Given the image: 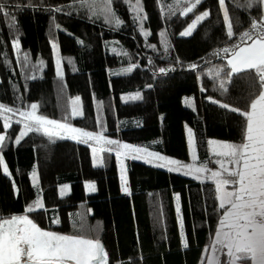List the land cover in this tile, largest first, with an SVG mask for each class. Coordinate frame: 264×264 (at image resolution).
I'll return each mask as SVG.
<instances>
[{
	"label": "trees",
	"instance_id": "1",
	"mask_svg": "<svg viewBox=\"0 0 264 264\" xmlns=\"http://www.w3.org/2000/svg\"><path fill=\"white\" fill-rule=\"evenodd\" d=\"M0 3L7 5L8 13L0 15V103L21 110L37 103L38 115L63 121L71 100L79 96L83 117L70 119L73 126L99 132V119L106 137L180 161L189 158L186 124L200 162L210 158V139L242 142L246 121L230 109L250 111L264 90V65L234 70L229 56H220L218 49L260 18L261 8H248L249 0H225L233 19L231 40L218 0H202L186 15L182 13L194 0H140L147 37L130 10L135 0H112L110 6L106 0H94L91 8L81 7L80 0H27L30 7L25 0ZM109 10L123 22L119 28L104 22ZM205 10L210 16L192 35L181 37L179 33ZM13 17L15 28L10 30ZM14 41L19 42L15 49ZM53 43L60 51L62 77L56 75ZM192 64L197 65L195 71L190 70ZM162 67L175 70L160 73ZM127 68L133 70L124 72ZM137 92L141 99L123 101ZM185 97L193 98L194 109L184 105ZM21 128L12 123L6 129L0 118V135L6 138L2 155L11 174L0 171V217L26 214L42 230L99 239L108 264L207 260L203 250H210L224 211L214 198L213 182L200 183L127 159L126 194L113 153L93 154L91 147L73 140L51 143L37 133H29L17 146L14 140ZM94 155L102 164L94 166ZM33 173L38 178L35 187ZM88 184H94L95 191ZM37 198L44 207L28 212ZM228 259L223 255L221 264Z\"/></svg>",
	"mask_w": 264,
	"mask_h": 264
},
{
	"label": "snow or ice",
	"instance_id": "2",
	"mask_svg": "<svg viewBox=\"0 0 264 264\" xmlns=\"http://www.w3.org/2000/svg\"><path fill=\"white\" fill-rule=\"evenodd\" d=\"M125 3L131 4V0H124ZM202 0H194V3L186 9V15L193 11ZM81 7L88 5L91 8L94 0H80ZM107 5H111L112 0H106ZM219 6L223 5V21L227 17L228 25L231 30L226 31L229 40L235 35L233 31V19L229 15L228 9L225 7V0H218ZM27 6H31L25 0ZM261 8L260 18L252 19L250 24L251 31L264 28V0H249L248 8L252 6ZM19 8L20 5H15ZM7 5L0 3V15L7 16ZM54 11H62L60 8H54ZM136 13V20L139 23L140 33L147 37L149 32L144 30L143 19L139 13L140 0H135V6L130 8ZM93 15L96 12L93 10ZM210 16L208 10L197 15L195 19L184 29L179 35L181 37H189L193 30L197 28L199 22L204 21ZM106 24H114L119 28L123 23L115 17V13L108 11L105 13ZM15 28V20L9 24V29ZM245 30L240 34L242 36L250 35ZM255 39V37H253ZM18 41L13 42V48L18 47ZM155 49V45H151ZM53 51H57V45L52 44ZM167 51V48H165ZM225 52L229 49L225 48ZM19 63V61H18ZM43 65V61L40 62ZM28 60L25 57L24 67L27 68ZM196 64L190 66V70L195 71ZM132 68H127V72H131ZM175 69L160 68V73L166 71H174ZM56 75L62 77L60 61H56ZM35 79V77H31ZM149 87H151L149 85ZM203 92L204 89L201 88ZM141 94L137 92L132 96L122 97L125 102L128 100H139ZM213 103L217 104L215 99L208 97ZM81 98L77 96L71 100V111L63 117V121L51 119L45 115H38L37 103H31L25 109L8 107L0 103V113L18 114L21 119L16 120V124H21L22 128L15 137V145H20L22 138L29 133H37L46 137L51 143L57 140H73L79 144H85L92 148L93 154L102 151L115 152L117 158H138L140 154L146 155L149 159L146 162L155 161L156 167H167L169 172L184 170V175L191 176L200 183L205 182L204 173L209 172L208 163L202 162L197 165L196 155L194 152L195 144L192 130L188 129V146L192 154V163H182L177 159H169L158 152L149 151L147 148L134 146L128 143H121L118 140L109 139L102 135V126L100 120L97 119L96 126L101 131H87L80 127L73 126L69 122L72 118L83 117L80 107ZM191 104V101H189ZM222 109H229V105L219 104ZM232 112H238L244 117L246 124L242 130V142L240 143H219L215 140L208 141L210 154L214 157H226L215 161L228 176L233 179L221 178L220 172L211 171L208 177L215 184L214 198L219 201V209L224 210L222 218L219 220V226L215 232V240L211 246V252L205 248L203 252L207 255V260H201V264H221L219 257L226 249V256L229 258L227 264H237L238 261H251V264H264V109H254L250 106V111H242L235 107L230 109ZM5 127H10L9 118L5 117ZM5 135H0V171L5 176H10V170L2 155L5 144ZM92 142V143H90ZM95 145H99V148ZM113 146L105 148V146ZM231 164L234 167L228 169L225 164ZM94 166L102 164V160L94 155ZM34 181H37V174H32ZM121 185L124 193H129L127 182L124 179V166L121 163ZM227 185H233L231 191L227 190ZM86 187L90 191H95L94 184H88ZM63 191V190H62ZM176 212L180 220V226L183 227L181 216V208L179 204L180 197H176ZM44 205L40 198H37L34 204L28 208V212L34 209L43 208ZM91 211V210H89ZM183 235V234H182ZM188 246L187 240H184V247ZM0 264H107V254L99 239L88 238L84 235L58 234L54 231L42 230L28 215H12L10 218L0 217Z\"/></svg>",
	"mask_w": 264,
	"mask_h": 264
},
{
	"label": "rangeland",
	"instance_id": "3",
	"mask_svg": "<svg viewBox=\"0 0 264 264\" xmlns=\"http://www.w3.org/2000/svg\"><path fill=\"white\" fill-rule=\"evenodd\" d=\"M264 40V38L263 39H257V40H254L255 42H259V41H263ZM254 41H252V42H254ZM252 42H250V43H248V44H244V45H241V46H239L230 56H229V58H231L233 55H235V53L237 52V51H239L238 53L239 54H242L245 50V48L243 49V47H248L249 46V44H251ZM242 49H243V51H242ZM54 57H55V61H57V60H59L60 61V51H59V48H58V46H57V51L56 52H54ZM241 62V61H240ZM240 62H238V63H240ZM264 62V61H263ZM232 65H233V67L234 68H239V69H244V68H247V67H241V65H240V67H238L237 65H234L233 63H231ZM262 64H264V63H262ZM243 66V65H242ZM249 68L252 66L250 63H249ZM60 67H61V72H62V66H61V63H60ZM124 72H127V71H124ZM118 74V73H117ZM125 97V96H124ZM76 98V97H75ZM74 98V99H75ZM124 102H125V100H123ZM129 101V100H128ZM189 101H191V104H189ZM184 105L186 106V107H188V108H191V109H194V103H193V98L192 97H185L184 98ZM80 107H81V103H80ZM82 109V108H81ZM5 117H8L9 118V123H10V125L12 124V123H15V121L16 120H19V119H21V117L19 116V115H16V114H13V113H0V118L4 121V123H5ZM21 125V124H20ZM22 126V125H21ZM9 127H7L6 129H8ZM191 129V127L188 125V124H186V127H185V129H186V137H187V144H188V129ZM192 130V129H191ZM192 134H193V132H192ZM2 135H5V134H2ZM103 135V134H102ZM104 137H106L105 135H103ZM193 137H194V135H193ZM106 138H109V137H106ZM109 139H113V138H109ZM114 140H118V141H120L121 143H125V142H122L121 140H119V139H114ZM210 140H215V141H217V142H219V143H229V142H227V141H221V140H217V139H210ZM90 143H92V142H90ZM194 144H195V148H194V152H195V155H196V163H197V165H199V164H201L202 162H200V158H199V154H198V151H197V147H196V143H195V138H194ZM131 145H133V144H131ZM96 147H98L99 148V145H95ZM134 146H137V145H134ZM113 146H105V148L107 149V148H112ZM103 152H109V151H102V152H98L97 154L98 155H101ZM110 153H113L114 155H116L115 154V152L113 151V152H110ZM159 154H161V153H159ZM188 154H189V158H188V161H181L182 163H192V152L190 151V149H189V146H188ZM161 155H164V156H166L167 158H169V159H175V158H173V157H170V156H167L166 154H161ZM116 158H117V156H116ZM127 159H132V160H134V161H138V162H143V163H145V164H149V165H152V166H155V161H153V162H146L149 158L146 156V155H144L143 153L142 154H140V156L138 157V158H135V159H133V158H117V165H118V170H119V176H120V180H121V163H123V166H124V179H125V181L127 182L128 181V178H127V168H126V164H125V162H126V160ZM218 159H225V160H227L228 158H226V157H214V156H212L211 154H210V158L209 159H206V161L205 162H207V161H211L210 163H208V168H209V172H207V173H204V177H205V181H211V180H209L208 179V177L210 176V172L211 171H217V172H220V174H221V178H227V179H231V178H229V176H228V173L227 172H225L223 169H221L220 168V166L218 165V164H216L215 163V161L216 160H218ZM178 160V159H177ZM180 161V160H179ZM231 164H225V167L226 168H228V169H232L234 166L233 165H231ZM156 167V166H155ZM157 168H161V169H164V170H167V167H157ZM168 171V170H167ZM173 173H176V174H179V175H182V176H186V175H184V170L182 169V170H180V171H173ZM186 177H188V178H191V179H194V178H192L191 176H186ZM194 180H196V179H194ZM198 181V180H197ZM212 182V181H211ZM228 186H230V185H227L226 186V188H227V190H229V188H228ZM233 186V185H232ZM229 191H231V190H229ZM221 261V260H220Z\"/></svg>",
	"mask_w": 264,
	"mask_h": 264
},
{
	"label": "crops",
	"instance_id": "4",
	"mask_svg": "<svg viewBox=\"0 0 264 264\" xmlns=\"http://www.w3.org/2000/svg\"><path fill=\"white\" fill-rule=\"evenodd\" d=\"M245 48V49H244ZM243 49L245 50L242 54H239L237 51L235 53V55H233L231 58H229V64L233 67V65L231 63H233L234 65H237L238 67H247L249 68V63L252 65L250 68H258L264 64V40L263 41H259V42H252L251 44H249L248 47H243ZM242 49V51H243ZM241 61V62H240ZM240 62V63H238ZM243 65V66H242ZM244 68V69H247ZM234 70H243V69H239V68H234ZM252 107L254 109L259 108V109H264V90L262 92V94L260 95V97L253 103ZM116 156V155H115ZM231 166V165H230ZM229 178L233 179L232 177L229 176ZM127 186H128V181H127ZM234 186L230 185L228 186L229 190H232ZM215 240V236L213 241ZM213 244V242H212ZM212 246V245H211ZM226 249L224 250L225 254H222L219 259L221 260L223 255H226ZM211 252V247L209 250V253ZM237 264H251V261H246V262H240L238 261Z\"/></svg>",
	"mask_w": 264,
	"mask_h": 264
},
{
	"label": "built area",
	"instance_id": "5",
	"mask_svg": "<svg viewBox=\"0 0 264 264\" xmlns=\"http://www.w3.org/2000/svg\"><path fill=\"white\" fill-rule=\"evenodd\" d=\"M245 30H248V31H251L250 27L245 29ZM243 30V31H245ZM241 31L237 37L235 38V40L229 44V45H226V46H223L221 48L218 49V54L222 57H228L230 56L239 46L241 45H244V44H248L254 40H257V39H263L264 38V28H260V29H257L255 31H251L250 32V35L248 36H242L240 37V34H242ZM253 37H255V39H253ZM227 48L229 49L228 52H225L224 49Z\"/></svg>",
	"mask_w": 264,
	"mask_h": 264
},
{
	"label": "water",
	"instance_id": "6",
	"mask_svg": "<svg viewBox=\"0 0 264 264\" xmlns=\"http://www.w3.org/2000/svg\"><path fill=\"white\" fill-rule=\"evenodd\" d=\"M108 264V263H107Z\"/></svg>",
	"mask_w": 264,
	"mask_h": 264
}]
</instances>
